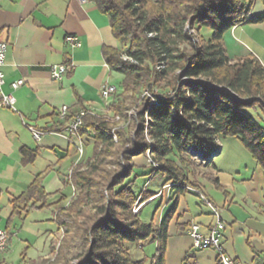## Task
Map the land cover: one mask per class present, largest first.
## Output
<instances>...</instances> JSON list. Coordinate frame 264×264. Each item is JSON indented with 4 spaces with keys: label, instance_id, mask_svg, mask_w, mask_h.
Returning a JSON list of instances; mask_svg holds the SVG:
<instances>
[{
    "label": "trees",
    "instance_id": "trees-1",
    "mask_svg": "<svg viewBox=\"0 0 264 264\" xmlns=\"http://www.w3.org/2000/svg\"><path fill=\"white\" fill-rule=\"evenodd\" d=\"M259 1L264 7V0ZM93 2L109 17L119 44L103 48V56L108 68L122 76L120 91L111 95V116L82 109L67 112L58 125L37 129L61 133L83 112L77 135L93 141L92 155L71 169L73 196L65 206L64 196L53 203L63 236L47 264H164L178 195L187 186L204 194L199 176L217 183L209 173L199 175L193 152L207 160L217 153L220 140L237 138L264 176V126L251 114L256 107L264 113V65L253 55L232 60L223 43L224 33L237 24L264 23V12L250 14L255 0ZM204 27L211 30L206 39L199 33ZM151 98L154 104H149ZM130 109L135 117L129 116ZM146 150L158 163L146 174L172 182L174 202L159 225L132 211V184L138 176L133 175V158ZM21 153L23 160L32 161L37 150L24 147ZM44 198L37 176L13 200L9 224L28 206H50ZM5 230L8 243L12 233ZM148 242L156 244L154 253L133 258L130 247L143 250Z\"/></svg>",
    "mask_w": 264,
    "mask_h": 264
},
{
    "label": "crops",
    "instance_id": "crops-1",
    "mask_svg": "<svg viewBox=\"0 0 264 264\" xmlns=\"http://www.w3.org/2000/svg\"><path fill=\"white\" fill-rule=\"evenodd\" d=\"M263 12L264 7L255 0L250 14ZM68 34L77 35L81 45L70 47L65 42ZM0 41L7 43L1 66L2 91L13 95L16 109L0 107V226L8 227L16 236L31 215L49 210L45 219L55 225L53 231L46 233L51 242L60 231L53 203L58 196H64L65 206L73 196V186L68 182L71 169L83 156L89 157L93 141L88 135L81 136L84 151L79 157L75 148L79 139L68 133L67 123L65 131L42 133L39 139L33 137L29 127L40 130L58 125L61 107L71 114L85 109L95 115L111 116L108 106L113 96L105 99L101 88L111 85L117 92L120 89L116 72L105 63L103 48H118L119 44L109 17L99 11L93 0H2ZM223 43L232 60L253 55L264 65V23L237 24L224 33ZM53 64L68 65L62 79L50 77L49 67ZM18 79L23 83L12 90L11 83ZM227 139L220 140L219 154L205 167L217 183L198 178L204 194L220 209L225 224L223 251L244 264H264V176L250 153L239 150V140ZM24 147L37 150L32 161L23 160ZM37 176L41 178L44 200L50 206H28L9 224L13 200ZM165 181L162 176L146 201L156 204L150 219L155 225L160 224L174 202L171 190L162 188ZM215 220L196 194L186 191L178 195L167 227L164 264H218L214 249H193L186 233L188 224L195 221L200 224V231L207 234ZM18 221L22 224L19 229Z\"/></svg>",
    "mask_w": 264,
    "mask_h": 264
},
{
    "label": "rangeland",
    "instance_id": "rangeland-1",
    "mask_svg": "<svg viewBox=\"0 0 264 264\" xmlns=\"http://www.w3.org/2000/svg\"><path fill=\"white\" fill-rule=\"evenodd\" d=\"M199 33L201 36H203L206 39L210 37L211 30L209 28L204 27L199 30ZM115 75H116L115 77H117L116 84L119 86L122 76L119 73H116ZM154 100H155L154 98H151L149 104H154L153 103ZM128 114L131 117L132 116L135 117L133 109H130ZM251 114L253 115L254 118L257 119L258 122H260L262 126H264V113L260 108L256 107L255 109H252ZM144 117L145 119L147 118L146 113L144 114ZM115 120L117 119L115 118ZM123 124L124 123H119V125H123ZM230 139L232 138H228L227 140ZM227 140L223 142H226ZM238 143H239L238 147H240L239 150L244 153H248L246 149L243 147V145L240 144V141ZM83 151H84V144H83ZM236 152H238V150H236ZM82 155L83 152L81 156ZM91 155H92V144L90 146L89 157ZM216 156H214L213 159L216 158ZM89 157L83 156V158H81V161L79 160L77 164L79 163L84 164ZM150 158L151 156L149 150H146L145 153L136 155L133 158L135 163L133 168V175L136 174L138 176L135 178L132 184V191L136 195V201L132 207V211L134 213H138L140 219L144 222L150 221L153 211L156 207V204L154 205V203L153 204L146 203V201L149 200V198L151 197L150 191H155V188H157L156 184L162 177V175L160 174L157 175L146 174L149 171L150 167L153 168L158 167V163L154 162L153 159ZM193 158L195 159L196 157L193 155ZM150 160L154 162L156 166L150 163ZM195 160L198 164L196 171L199 172V175L201 174L205 175L209 173L208 170L205 168L206 164H203V161L201 159L196 158ZM171 183L172 182L165 181V183L162 185V188L169 190L172 186L170 185ZM70 184L73 186L75 192L74 185L72 183ZM188 187L191 186H187L186 191H188ZM57 198H58L57 201H59L61 197L58 196ZM137 207L139 210L135 212V209ZM49 214H50L49 210L44 211L42 213H37L36 215L33 214L25 221L24 228L22 229V231H20L19 234L16 236L15 235L11 236L10 242L7 243L4 251L0 253V264H47L49 260L54 259L55 251L60 244V241L63 236V232L62 230H60L59 233H57L54 236V239L51 242L49 241L50 237H48L46 234L48 233L47 230L53 231L55 227L54 223H52L48 219H45V217ZM34 218H37V221H34L36 220ZM21 225H22L21 222L18 221L17 224L18 229ZM49 243L51 244L50 246H52L51 248H48ZM7 248H8V252H7ZM154 251H155V246L154 243L151 242L146 243L143 250L136 249L134 246L130 247V252L132 254V257L135 259H138L143 255L149 257L151 254L154 253ZM43 252H45V255L41 256ZM74 262L75 261H72L71 263ZM146 264H148V262H146Z\"/></svg>",
    "mask_w": 264,
    "mask_h": 264
},
{
    "label": "built area",
    "instance_id": "built-area-1",
    "mask_svg": "<svg viewBox=\"0 0 264 264\" xmlns=\"http://www.w3.org/2000/svg\"><path fill=\"white\" fill-rule=\"evenodd\" d=\"M80 3H84L86 0H78ZM2 0H0L1 5ZM65 42L70 45V47H79L81 45L79 37L77 35L68 34L65 37ZM7 53V43L4 41H0V107H6L10 108L12 110H16L14 103L15 99L11 93H5L2 91V85L4 83V74L1 71V66L4 64L5 57ZM68 69L67 64H53L49 67V75L53 80H60L62 79L63 75ZM23 83L22 79H18L11 83V89L14 90L18 86H20ZM116 87H109V91H102L101 88V96L102 93H115ZM66 107H61L58 111V118L60 121H64V117L67 113ZM83 115V112H80L78 115H76V118L73 119V124H75V131L74 132H68L74 136H76L79 139V143L76 144V152L78 156L80 157L83 152V143L81 140V136L77 135V128L81 125V116ZM29 129L32 132V135L35 139H39L40 135L42 134L41 131L34 129L32 127H29ZM188 191L196 194L201 203L207 206L213 216L215 217V222L212 224L207 234H203L200 231V224L191 221L188 224V227L186 229V233L190 236L192 240V248L195 250L198 249H205V248H212L216 252V261L218 264H244L241 261L234 259L227 255L223 249L221 244V238L222 233L225 228L224 222L221 220L220 217V209L201 191H199L196 188L188 187ZM138 207L135 209V211H138ZM0 214H1V208H0ZM4 240H7V237H4V228L0 226V249H4Z\"/></svg>",
    "mask_w": 264,
    "mask_h": 264
},
{
    "label": "bare ground",
    "instance_id": "bare-ground-1",
    "mask_svg": "<svg viewBox=\"0 0 264 264\" xmlns=\"http://www.w3.org/2000/svg\"><path fill=\"white\" fill-rule=\"evenodd\" d=\"M109 87H114V86H111V85H105V86H103L102 91H109ZM102 96L106 99V98H108L109 96H111V93H102ZM153 103H155V100H154ZM77 115H78V114H77ZM75 118H76V116H75L73 119H75ZM73 119L70 121V123H69L68 126H67V129H68L70 132H74V131H75V124H73ZM195 157L198 158V159H201V156H200L199 153H196V154H195ZM213 157H214V156L211 155V156H209V157L207 158V160H202V161H203V164H206L207 161H208V160H211ZM196 158H195V159H196ZM150 159H151V158H150ZM150 163H152L153 165L156 166V164H155L154 162H152L151 160H150ZM135 212H137V211H135ZM4 237H7V232H6L5 229H4ZM6 244H7V240H4V249H5V247H6ZM4 249H0V253L3 252Z\"/></svg>",
    "mask_w": 264,
    "mask_h": 264
},
{
    "label": "water",
    "instance_id": "water-1",
    "mask_svg": "<svg viewBox=\"0 0 264 264\" xmlns=\"http://www.w3.org/2000/svg\"><path fill=\"white\" fill-rule=\"evenodd\" d=\"M220 150H221V147H219V149H218L217 153L213 154L212 156H216V155H218V154H219V152H220ZM194 154H195V152H193V155H194Z\"/></svg>",
    "mask_w": 264,
    "mask_h": 264
}]
</instances>
